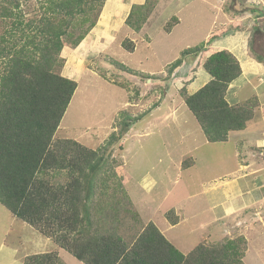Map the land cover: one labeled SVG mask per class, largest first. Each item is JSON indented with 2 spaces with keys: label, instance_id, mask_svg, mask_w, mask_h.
<instances>
[{
  "label": "rangeland",
  "instance_id": "1",
  "mask_svg": "<svg viewBox=\"0 0 264 264\" xmlns=\"http://www.w3.org/2000/svg\"><path fill=\"white\" fill-rule=\"evenodd\" d=\"M18 3V11L22 13L20 18L25 24L43 14L55 21L59 19L56 14L49 13L52 6L48 3L42 5L43 0H18ZM143 5L146 6L144 9L149 16L142 30L136 32L128 27L126 18L131 11ZM85 16L88 17L86 23L83 21L84 15L75 18V27L69 29L65 38L67 47L62 52L63 66L59 72L76 81L78 88L55 134V141L72 139L89 149L99 150L111 141V134L118 127L117 118L122 112L127 110L136 115L159 102L155 107L157 109L164 102L170 87L173 91L169 92L168 97L172 95L170 98L175 103L181 102L182 98L178 92L185 87L189 90L188 82L192 77H187L191 72L195 74L201 71L206 56L211 52L227 49L232 51L242 64L246 63L243 69L245 74L233 85L232 100L229 99L233 101L234 98L233 102L246 105L247 110L252 109L253 119L246 129L230 133L228 141L210 142L207 145L208 140L205 139L201 141L204 145L196 150L190 149L192 143L185 138L186 131L192 129L194 119L182 103L179 113L175 115L177 119H173L172 123L160 117L154 120L152 113L148 115L151 116V121L147 120L142 128L134 126L109 147V165L106 173L103 171L99 177V182L103 181V184L99 190L98 205H108L111 211L113 209L109 218L113 221L114 216L120 218L118 222L122 223V226L119 230L126 240L129 241L137 234L135 227L140 218L138 210L148 206L149 201L151 203L158 200L160 203L154 201L158 206L163 202L159 201L163 194L168 195L170 208H175L181 203L188 209L192 202L199 199L208 205L204 195L191 199L194 193L201 191L204 194L213 188L210 183L204 184L211 181L213 176H221L222 179L217 183H222L223 188H227V185L233 184L241 175L237 172L238 168L247 174L254 173L245 177V184L252 187L250 190L253 191L255 199L257 192L262 195L263 201L254 205L252 213H264V62L259 65L254 59L256 54L264 57V0H96L87 5ZM10 21L0 19V36L6 35ZM89 27L90 30L86 32ZM83 35L85 38L80 44L73 45L72 39L75 38V41ZM31 48L32 46H29V49ZM188 48L192 51L201 48L202 51L198 57L192 54L194 56L188 57L181 66L175 68L169 82L146 81L141 76V72H164L171 63L181 58L182 52ZM118 63L124 64L133 70V73L119 69ZM1 66L3 64H0V71L3 69ZM186 115L192 120L187 122V130L182 120ZM144 129L148 133L142 132ZM201 136L206 138L204 133ZM162 145L166 146L168 154L159 148ZM150 147L154 148L157 157L146 154L141 158L140 152H145ZM165 156L176 162L170 165L171 161H168L167 166L172 168L170 177H165L166 172L160 174V177L165 178L153 195H146L143 201L145 192H136L134 196H139L135 202L136 206L134 202L131 205L124 188L118 185L115 178L117 176L111 177L113 175L109 173L110 166L116 161V170H121L129 178L139 174L138 167L142 160L148 167V164L155 162V158L163 159ZM241 160L252 165L247 168L242 164L240 168L238 162ZM183 163L185 168L182 170ZM156 165L160 167V171L167 167L165 164L160 166V163ZM199 165L201 170L194 172ZM59 178L64 179V176ZM241 185L244 183L238 182V186ZM251 191L247 198H251ZM211 193L216 196L219 190ZM210 198L215 197L210 195ZM246 202L248 203V200ZM247 209L236 212L226 219V222L234 226L239 224L237 228L243 231L237 236L232 235V238L244 234L248 240L250 248L245 253L246 264H264V230L260 231L264 225L259 226L256 222L252 225ZM211 211L214 214V210ZM220 211L221 209L218 212ZM213 214L201 218L205 222L210 220L212 226H207L199 220V224H187L184 229L175 230L174 235L169 237L175 239L182 235L185 241L182 247L194 245L200 236L206 237L208 243L218 244L225 239L221 235L224 224L221 219L216 221ZM241 224L245 226L240 228ZM200 225H203L202 229ZM193 227L196 233L188 236V230ZM56 251L63 261L61 264H84L67 251L59 249L31 225L17 219L0 203V264H24L32 255Z\"/></svg>",
  "mask_w": 264,
  "mask_h": 264
},
{
  "label": "trees",
  "instance_id": "2",
  "mask_svg": "<svg viewBox=\"0 0 264 264\" xmlns=\"http://www.w3.org/2000/svg\"><path fill=\"white\" fill-rule=\"evenodd\" d=\"M93 1L96 2L43 0L42 5L52 6L49 13L59 19L55 21L43 14L25 24L20 18L18 0H0V19L11 20L6 35L0 36V64H3L0 71V203L17 219L84 264H246L244 258L249 244L245 236L226 237L218 244L202 242L185 255L154 223L144 225L140 218L135 227L137 234L126 240L119 230L120 218L114 216V221L109 218L113 209L98 205L103 184L99 177L109 165L107 150L159 102L136 115L127 110L122 112L111 141L99 150L89 149L72 139L54 140L78 88L76 81L59 72L63 66L62 52L67 47L65 38L69 29L75 27L78 15H84L83 21L87 22V5ZM145 7H137L126 18L128 27L136 32L147 22L149 14ZM83 38L85 35L75 41L73 38V45L78 46ZM201 51V48L193 51L188 48L164 72H141V76L146 81L167 83L175 68L188 57H198ZM256 55L253 57L257 62H264L262 55ZM117 65L133 73L124 64ZM202 68L211 80L194 94H189L186 87L178 94L207 140L226 142L231 132L246 129L253 119L252 109L247 110L242 104L231 105L226 98L232 82L243 74V68L237 56L227 49L207 55ZM117 165L115 161L109 173L111 177L117 176L118 185L128 196L124 186L126 177L121 170H116ZM62 175L64 179L59 178ZM130 204L133 205L131 201ZM167 218L174 225L178 223L175 212H168ZM62 262L56 251L32 255L24 264Z\"/></svg>",
  "mask_w": 264,
  "mask_h": 264
},
{
  "label": "crops",
  "instance_id": "3",
  "mask_svg": "<svg viewBox=\"0 0 264 264\" xmlns=\"http://www.w3.org/2000/svg\"><path fill=\"white\" fill-rule=\"evenodd\" d=\"M185 63H187V62H185ZM241 64H242V62H241ZM245 64L246 63L242 64L243 69H245ZM257 64L261 65V63H257ZM191 74H192V72L190 73V76L187 77L188 79L190 77H192V79H190L191 82L190 81L188 82V83H190L188 85L189 94H194L195 92H197L199 89H201L203 86H205L211 80V76L208 73H206V71L202 67H201V71L199 73L194 74V72H193V74L192 75ZM244 74L245 73L243 72V74L238 79L233 81L232 84L230 85L229 89H228L226 98L231 105H238L237 102H233L234 98H233V101H231L232 100L231 99L232 98V87H233V85H236V83L244 76ZM194 76H196V77H194ZM193 79H194V81H193ZM169 92L166 93V96L163 99L164 102L161 103L157 109L152 110L149 114H147L142 120H140L134 126L135 127L141 126V128H142L143 124L147 120H150L151 116H148V115H150L152 113H154V116H153L154 120H155V118L160 117V118H163L164 121H168L169 123H172L173 119H177L175 117V115H176V113H179V110L181 108L180 105L182 103L183 104H185V103L183 100L181 102L175 103L174 100H172V98H170V97H172V95L170 97H168ZM166 100L172 101V102H167ZM191 115H192V113H191ZM193 119H194V123H192V125H191L192 126V129H191L192 132L186 131L187 137L185 139L188 140L190 143H192V145L189 148L196 150L199 146L204 145L201 141H203V140L205 141V139H207V138H203L201 136L202 133H204V131L202 130L201 126L199 125L198 121L195 119L194 116H193ZM182 120H183V124L186 125V130H187V128H188L187 122L192 121V120L188 115H186V118L183 117ZM149 126L152 127V124H150ZM144 127L149 129L148 126H144ZM132 128L130 130H132ZM136 130H139V129H136ZM143 131L147 132L146 129L142 130V132ZM236 132H241V131H236ZM231 133L234 134V132H231ZM206 144L208 145V144H210V142L206 141ZM162 146H159V148L162 150V152L166 151V153H167V149L165 148L166 146H163V147ZM168 152H169V149H168ZM146 154H149L151 157H157V155H158L156 153V151L154 150V148H152V147H150L149 150H145V152L141 151L139 155L142 158V155H146ZM182 158H184V157H182ZM168 161H171L170 165H173V162H175V161L171 160L170 157L165 156L163 159L162 158H159V159L155 158V162L152 165L148 164V167H147V164H144L143 160H142L140 164H139V162L137 163V164H139V167H138L140 170L139 174H137L135 176L131 175V176H129V178L123 172L124 176L126 177V181L124 182L126 192L129 196L131 202L132 203L134 202L135 206H136L135 202L139 197V196H137V197L134 196L136 192H145V195L143 196V201H144L146 195H149V194L153 195V193L156 191V188L158 187L159 183L165 177H170L169 174L171 173L172 168L167 166L169 163ZM159 163H160V166L165 164L167 167L161 169L162 171H160L159 170L160 167H158L156 165ZM246 163H247V161L241 160L240 162H238V166L240 167L243 164V165L247 166V168H248L249 167L248 165H252V163H249V164H246ZM184 164L185 163L181 164L182 170L185 168ZM193 165H194V163H193ZM200 165L194 170V172L201 170ZM238 169H237V172H238V174H241V175L236 178V181L233 184L227 185V188H223L224 186L222 185V183H219V184L217 183L218 180L222 179L221 176H218V177L213 176L211 178V181L204 183V184L210 183L211 185H213V188H211L209 191H206L204 194L201 191L200 192L202 194L199 191L194 193V195L191 199H198L199 195H204L206 197L208 205H205L202 202V200L199 199L195 202H192L188 209H186L181 203L179 206H177L175 208H170L168 206V199H167L168 195L162 194V196L159 197V201L163 200L162 204L157 206V205H155L154 201H156L157 203H160V202H158V200H154L151 203L149 201L148 206L145 205L144 207H141L142 210L137 209L139 212V216H140L141 221L143 222L144 225H148L149 223H154L158 227V229L162 232V234L177 249H179L185 255L190 253L200 243L208 242L207 241L208 239L206 237L200 236L199 240L194 245L189 246V247H187V246L182 247V245H184V243H185L184 237L182 235L180 237L175 238V239H171L169 236H173L174 231L177 229H180V228L184 229V227L187 224H192L194 222L196 224H199V220L202 223H205L207 226H212L213 224H210L211 223L210 220L209 221L206 220V222L208 224L204 220H201V218L204 215L213 214L211 210H214V214L212 216H215V220L220 221L219 219H221V222L224 224V226L221 230V235L224 236V238L231 237L234 234H235V236H237L239 233H243V231L241 229L237 228L239 224H235V226H234V225L230 224L229 222H226V219L230 218L231 216H233L238 211L240 212L242 210L247 209L248 205H250V206L247 209V215H250V221H251L252 225L254 222H256V224H259V226H263L264 225V220H263L264 219V213H260V212H257V213L255 212L254 214L252 213L254 205L256 203H260L263 201L262 195H260V193L256 192L258 199L257 198L255 199L254 193H253V191H251L252 187L251 186L248 187V185L245 184V182L247 180V179H245V177L246 178L249 177L250 174L252 176L254 173L253 174L252 173L247 174V173L240 171V169L238 171ZM177 170H179V163H178V169ZM194 172H192V173L194 175H196V173H194ZM247 172H249V171H247ZM163 173H165V177H163V176L160 177L159 175L163 174ZM179 175L181 176L180 173H179ZM238 182L244 183V185L238 186ZM161 184H162V182H161ZM254 185H255V187H257L256 184H254ZM250 188H251V190H250ZM222 189H223V192H222ZM218 190H219V193H218V195L216 194V196H215V194L211 193L213 191H218ZM249 191L252 192L251 198L246 197L248 195ZM210 195L214 196L215 198L214 199L210 198ZM247 200H248V203L246 202ZM220 209H221V211L218 212ZM168 212H175V215L178 217V223L173 225L170 222V220L167 218ZM244 226H245L244 224H241L240 228L244 227ZM202 228H203V225H200V229H202ZM263 230H264V227L260 228V231L263 232ZM195 233H196V231L194 230V227H193V228H190L188 230L187 235L189 236V235H193ZM253 233H255V235H259L256 232H253ZM243 235L244 234H241L240 236H243ZM249 241L251 244V239H249Z\"/></svg>",
  "mask_w": 264,
  "mask_h": 264
},
{
  "label": "clouds",
  "instance_id": "4",
  "mask_svg": "<svg viewBox=\"0 0 264 264\" xmlns=\"http://www.w3.org/2000/svg\"><path fill=\"white\" fill-rule=\"evenodd\" d=\"M259 63V62H258ZM59 249H61V248H59Z\"/></svg>",
  "mask_w": 264,
  "mask_h": 264
}]
</instances>
